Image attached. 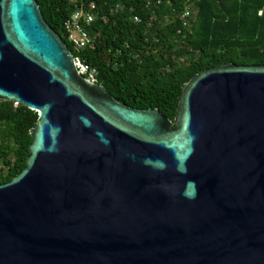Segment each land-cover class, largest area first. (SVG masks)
Masks as SVG:
<instances>
[{"label": "water", "instance_id": "water-1", "mask_svg": "<svg viewBox=\"0 0 264 264\" xmlns=\"http://www.w3.org/2000/svg\"><path fill=\"white\" fill-rule=\"evenodd\" d=\"M0 101L38 114L0 264H264V65L202 72L172 121L84 76L37 0H0Z\"/></svg>", "mask_w": 264, "mask_h": 264}, {"label": "trees", "instance_id": "trees-1", "mask_svg": "<svg viewBox=\"0 0 264 264\" xmlns=\"http://www.w3.org/2000/svg\"><path fill=\"white\" fill-rule=\"evenodd\" d=\"M93 1L96 19L86 29L95 45L78 51L64 30L77 5L37 0L76 59L129 107L157 109L175 121L185 87L202 72L264 65V0ZM37 122V113L0 101V184L26 169Z\"/></svg>", "mask_w": 264, "mask_h": 264}, {"label": "built area", "instance_id": "built-area-1", "mask_svg": "<svg viewBox=\"0 0 264 264\" xmlns=\"http://www.w3.org/2000/svg\"><path fill=\"white\" fill-rule=\"evenodd\" d=\"M72 3L77 2V0H71ZM86 1L89 3L86 4ZM77 9L71 17L64 24V30L68 41L73 45L76 50H83L86 48H93L95 43L90 37L86 27L94 23L97 13V5L93 0L79 1ZM190 15V12L186 14V17ZM136 22H139V18H135ZM78 67L81 73L86 76L89 74V79L96 81L97 72L91 70L88 66H85L79 59Z\"/></svg>", "mask_w": 264, "mask_h": 264}]
</instances>
